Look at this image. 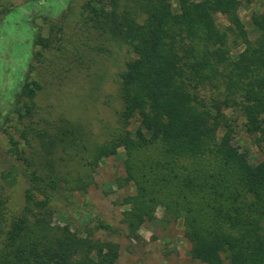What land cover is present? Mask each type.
<instances>
[{"label": "trees", "instance_id": "1", "mask_svg": "<svg viewBox=\"0 0 264 264\" xmlns=\"http://www.w3.org/2000/svg\"><path fill=\"white\" fill-rule=\"evenodd\" d=\"M1 1L0 20L15 6ZM240 8L239 0H69L58 19H33L20 91L0 107V135L20 164L0 179L26 185L16 208L0 200V264H117L114 239L139 240L145 223L178 224L192 261L264 264V7L250 27ZM123 48L117 124L90 146L68 106L91 98ZM118 151L121 185L133 188L124 229L88 197L89 169Z\"/></svg>", "mask_w": 264, "mask_h": 264}, {"label": "rangeland", "instance_id": "2", "mask_svg": "<svg viewBox=\"0 0 264 264\" xmlns=\"http://www.w3.org/2000/svg\"><path fill=\"white\" fill-rule=\"evenodd\" d=\"M9 0H2V3ZM15 6L0 20V102L1 108L13 102L20 91L25 73L30 64L38 26L33 19L39 16L56 20L67 8L69 0H10ZM174 1V0H171ZM240 20L250 27V17L260 13L264 0H239ZM6 2V3H7ZM42 21H37L39 24ZM41 31H46L42 26ZM126 48L114 54L109 61L106 80L91 94L87 101L78 106H68V112L75 118L81 117L85 130L90 134L89 145L104 142L116 126L121 104L117 98L118 72L123 68L127 56ZM0 108V109H1ZM242 150H248L246 143L239 142ZM6 138L0 135V173L19 162L7 153ZM121 151L116 156L101 160L91 171L94 184L88 188L89 202L103 218L117 228L124 229L122 214L130 209L125 199L133 194V188L122 186L124 176ZM254 159V156H253ZM25 183L19 179L14 187H6L0 179V200L8 198L12 208L21 202ZM161 217V210L155 214ZM63 218L56 217L54 223L63 224ZM139 240L132 241L123 233L114 239L119 245L117 264H201L190 260L188 244L182 237L181 227L171 224L167 229L160 225L145 223L138 231Z\"/></svg>", "mask_w": 264, "mask_h": 264}]
</instances>
